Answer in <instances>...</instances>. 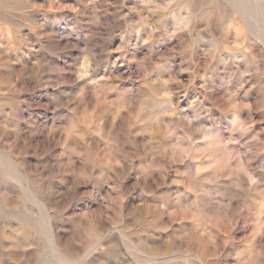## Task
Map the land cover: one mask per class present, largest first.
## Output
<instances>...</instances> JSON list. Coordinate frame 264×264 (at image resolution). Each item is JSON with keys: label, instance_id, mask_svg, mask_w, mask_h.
Listing matches in <instances>:
<instances>
[{"label": "rangeland", "instance_id": "374dc122", "mask_svg": "<svg viewBox=\"0 0 264 264\" xmlns=\"http://www.w3.org/2000/svg\"><path fill=\"white\" fill-rule=\"evenodd\" d=\"M0 264H264V0H0Z\"/></svg>", "mask_w": 264, "mask_h": 264}]
</instances>
